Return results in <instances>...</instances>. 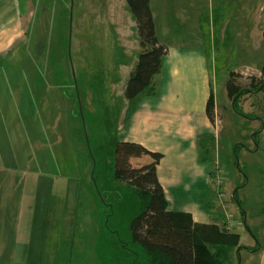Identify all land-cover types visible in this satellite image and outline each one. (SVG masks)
Wrapping results in <instances>:
<instances>
[{"label": "rangeland", "instance_id": "374dc122", "mask_svg": "<svg viewBox=\"0 0 264 264\" xmlns=\"http://www.w3.org/2000/svg\"><path fill=\"white\" fill-rule=\"evenodd\" d=\"M183 1L186 8L178 0L154 4L159 32L180 49L198 51L211 42L217 134L206 133L195 149L179 140L169 149L172 157L183 150L190 158L178 178L164 179L169 207L224 223L250 248L241 264H264V247L257 245L264 242V0ZM20 2L24 8L31 4L34 17L26 39L0 56V152L13 154L7 158L10 166L18 164L19 174L47 180L34 187L31 201L33 206L37 190L53 191L48 199L40 194L33 206L34 212L52 209L51 228L33 223L31 237L56 243L54 259L28 264H146L130 230L133 201L124 182L108 175L113 150L124 138L120 125L133 49L140 52L135 17L126 0ZM120 26L131 37L130 54ZM165 78L171 79L166 71L157 78L159 95ZM229 81L238 87L236 96ZM6 242H0V264H20L19 253L13 255L18 247L3 254Z\"/></svg>", "mask_w": 264, "mask_h": 264}, {"label": "crops", "instance_id": "0c3cea01", "mask_svg": "<svg viewBox=\"0 0 264 264\" xmlns=\"http://www.w3.org/2000/svg\"><path fill=\"white\" fill-rule=\"evenodd\" d=\"M178 1L182 8L187 7L183 0ZM169 3H171V0H167L164 3L163 0H152L151 3L157 36L168 47V53L163 59L162 71L154 77L155 91L151 95H142L136 110L132 114L128 115L125 108L123 121L120 125V131L124 133V138H121V140L139 142L152 151H159L164 154L158 164V175L167 198L165 177L172 175L174 178H178L177 176L182 172V167L186 165L184 162L190 159L189 154L183 152V150H181V155L172 157L169 149L173 150L177 147L178 140L181 143H190L189 146H184L195 149L198 147V143L207 137V134L212 133L215 136L217 134L216 124L211 120L207 110L208 100L213 87L212 75H210V70H213L214 67L210 58L211 42L207 39L209 46H206L203 42V47L198 51L193 50V48L188 50L169 45L170 40L159 32L156 20L158 19L156 12L158 8H154V4L155 6L162 7L163 5L166 7ZM27 5L28 7L24 8L20 0H0V56L9 55L16 45L21 44L26 39L28 35L26 28L34 17L31 4ZM197 5H194V10ZM187 12L188 14L190 13L189 10ZM174 14H176V11H174ZM169 17L164 20L165 25L169 24ZM199 17L200 15L198 14H192V18L197 21H199ZM197 31L198 34L195 35L204 39V33L201 35V30ZM119 33L120 41L127 49L128 54H130L131 50L128 42L131 37L126 34L125 26H120ZM133 50L134 57L132 58L130 69H132L139 54L138 51H135L136 49ZM165 71L167 75L171 76V79L167 80L165 78L162 81L164 94L159 95L157 82H160L157 81V78ZM151 96L156 99L151 101ZM177 103L180 105H177ZM187 108L197 109V111L186 112ZM195 112H197V116H194ZM12 155L11 152L6 153L4 151L2 154L0 152V226H6V228L2 226L5 231L0 237V242L7 241L3 254H10V247L14 246L18 248H15L13 255L19 253L17 256H19L20 260L18 262L20 264L50 261L55 258L56 243L52 241L51 243H46V240L41 242L40 239H32L33 229H31V226L35 223L36 226L39 224V227L42 228L45 226L46 229L51 228L54 216L52 209H49L52 211L50 213H48L49 210H45L43 213L34 212L33 206H36L40 194L48 199L52 196L53 191L42 193V191L37 190L35 194L39 195L32 206L31 198L36 190L34 187L37 188L42 183H47V180L35 175L28 178V176L20 172L21 176L17 163L10 166L11 160L7 156ZM134 159L137 162L138 160L141 161L135 163ZM151 161L152 157L150 155L132 158V163L135 166H141ZM4 175H8L7 178H3ZM28 180L30 187L26 185ZM26 197H29V206L24 207L23 202L26 203ZM17 199H20V207L16 205ZM27 208V211L23 210ZM189 212L193 214L195 220L203 222L192 211ZM39 221H42L45 225L40 224ZM27 223L29 225L25 226ZM257 245L263 248L264 242ZM26 258L28 262H26Z\"/></svg>", "mask_w": 264, "mask_h": 264}, {"label": "trees", "instance_id": "16d2710c", "mask_svg": "<svg viewBox=\"0 0 264 264\" xmlns=\"http://www.w3.org/2000/svg\"><path fill=\"white\" fill-rule=\"evenodd\" d=\"M126 1L136 20L140 46L124 86L130 115L142 95L154 93V77L162 71L168 47L157 36L152 0ZM237 88L234 82H228L231 96L237 95ZM213 105L212 89L207 106L211 120H214ZM143 155H150L152 161L134 166L132 158ZM163 156L162 152L152 151L139 142L119 140L108 171L112 182L121 180L125 184L120 197L126 191L133 201L130 230L133 241L145 253L146 264H241L243 249L250 248L241 244L238 232L225 224L197 221L189 211L170 209L158 175Z\"/></svg>", "mask_w": 264, "mask_h": 264}, {"label": "built area", "instance_id": "2783aa9c", "mask_svg": "<svg viewBox=\"0 0 264 264\" xmlns=\"http://www.w3.org/2000/svg\"><path fill=\"white\" fill-rule=\"evenodd\" d=\"M216 179H217V180H216L217 184H218V185H221V183H222V179L220 178L219 175L217 176Z\"/></svg>", "mask_w": 264, "mask_h": 264}]
</instances>
